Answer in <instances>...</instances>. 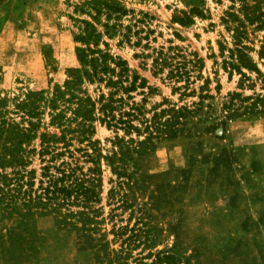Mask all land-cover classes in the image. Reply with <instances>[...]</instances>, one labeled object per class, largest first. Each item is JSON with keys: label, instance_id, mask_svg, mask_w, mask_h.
<instances>
[{"label": "rangeland", "instance_id": "rangeland-1", "mask_svg": "<svg viewBox=\"0 0 264 264\" xmlns=\"http://www.w3.org/2000/svg\"><path fill=\"white\" fill-rule=\"evenodd\" d=\"M246 2L251 4L253 0ZM191 3L189 0H0V110L4 117L20 122V113H15L14 105L27 90L61 84L69 68L79 67L75 49L83 46L79 37L85 38L92 28L96 38H89V45L95 44L125 60L128 68L152 88L145 93L146 109L162 98L189 104L196 97L178 99L177 94H171L170 83L152 75L150 58L144 55L151 48L169 44L195 52L203 66L201 78L191 87L197 90L206 79L207 93L212 97L204 100L210 106L207 115L211 118L198 125L202 128L211 119H221V104L228 93L235 91L244 96L252 93L251 89L237 88L238 75L233 73L229 79L221 67L224 58L221 55L225 56L226 51L221 54L220 48L232 43L231 32L226 29L229 23L222 18L227 11L238 13L240 2L202 0L203 17L193 16L189 25L171 21L172 15L178 14V10L187 11ZM105 4H113L118 12H110L104 8ZM126 33L128 40L122 36ZM261 35V31L248 27V41L244 43L257 50ZM251 55L255 60V53ZM258 67L264 74L263 67L259 64ZM250 77L253 79L254 74ZM260 86L255 80L254 91L263 93ZM81 88L92 98L98 95V88L105 92L96 83L83 82ZM140 98L134 96L135 101ZM48 119L44 109L36 135L58 132L48 125ZM92 124L90 140L94 141L95 154L98 153L93 155L96 164L82 159L78 164L83 171L96 167L94 176L100 198L97 206L101 207L98 219L102 218L99 231L105 233L110 247L118 249L119 241H111L110 229L127 223L128 210L115 209L118 202L107 198L115 177L102 158L110 152L114 133L98 121ZM84 145L85 142L72 141L70 148ZM29 147L35 151L28 154L25 169H34L38 178L42 165L37 154L38 139L25 146ZM143 169L152 176L147 193L159 196L152 201L151 218H147L161 229L154 249L171 246L173 235L169 226L179 223L182 237L187 239L185 253H191L193 245L198 255L191 263L197 259L200 264H264V113L226 119L223 126L216 125L209 131L199 129L190 135L161 141L144 160ZM162 197L166 202L160 201ZM144 201H149L146 194H137L136 203L141 205ZM132 221L133 218L128 223ZM29 222L30 231L34 232L28 239L32 247L21 251H5L0 247V264H86L87 257L76 248L74 233L58 229L51 215H34ZM14 225L13 219L0 220V239ZM137 252L138 249L131 251L129 264H148L149 258L139 260L140 263L133 260L139 257Z\"/></svg>", "mask_w": 264, "mask_h": 264}, {"label": "trees", "instance_id": "trees-1", "mask_svg": "<svg viewBox=\"0 0 264 264\" xmlns=\"http://www.w3.org/2000/svg\"><path fill=\"white\" fill-rule=\"evenodd\" d=\"M189 1L193 3L188 10H178V14L171 16V21L189 25L193 16L203 17L202 0ZM238 1L239 15L227 11L222 18L224 23H229L226 29L231 32L232 43L230 47L220 48L221 54L224 49L226 51L225 56L221 55L224 57L221 67L227 71L229 79L233 73L238 75L237 88L251 89L252 93L245 96L235 91L228 93L227 100L221 104V119H211L209 125L202 128L198 125L211 118L207 115L210 106L204 100L212 97L207 93L206 79L197 90L191 87L201 78L203 66L195 52L169 44L151 48V52L144 55L150 58L152 75L170 83L171 94H177L178 99L196 97L189 104H176L162 98L146 109L145 93H150L152 88L128 68L125 60L110 55L95 44L89 45L87 40L96 38L92 28L85 38L79 37L83 46L75 49L78 68H69L61 84L27 90L15 103L20 122L4 117L0 110V220L13 219L15 222L1 236V250L31 248L28 239L34 232L30 231V218L51 215L58 229L74 233L76 248L87 257L86 264H129L131 251L136 249L139 257L133 260L139 263V260L149 258L148 264H200L197 259L191 263V259L198 256L193 245L192 252L185 253L187 239L182 237L179 223L169 226L173 235L171 246L154 249L161 229L147 218H151L152 201L159 196L147 193L152 176L144 171L143 165L161 141L190 135L199 129L209 131L216 125L223 126L226 119L264 113V74L258 67L261 65L264 71V0H253L251 4L246 0ZM104 8L118 12L113 4H105ZM248 27L251 31L262 32L257 50L244 43L248 41ZM122 36L128 40L127 33ZM252 52L256 55L255 60ZM255 80L261 84L263 93L254 91ZM83 82L102 85L105 92L98 88V95L92 98L81 88ZM135 95L141 96L139 101L134 100ZM44 109L49 116L48 125L56 127L57 133L36 135L39 116ZM94 121L114 133L110 152L102 158L115 177L107 198L118 202L115 209L128 210L127 223L110 229L111 241H119L118 249L110 247L105 233L99 231L102 218L98 219L101 207L97 206L100 198L94 176L96 167L83 171L78 164L80 159L96 164L93 155L98 153L95 154L94 141L90 140ZM118 131L122 134L118 135ZM35 138L42 164L38 178L34 176V169H25L29 163L28 154L35 151L34 147L26 149L25 146ZM72 141L85 142V145L71 149ZM47 155L49 157L44 159ZM139 193L146 194L149 201L138 205ZM160 201L166 202L163 197Z\"/></svg>", "mask_w": 264, "mask_h": 264}]
</instances>
